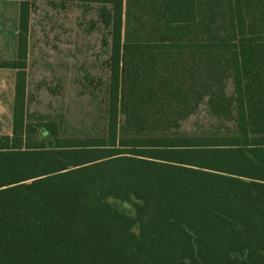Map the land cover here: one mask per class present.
I'll return each instance as SVG.
<instances>
[{
	"label": "trees",
	"instance_id": "1",
	"mask_svg": "<svg viewBox=\"0 0 264 264\" xmlns=\"http://www.w3.org/2000/svg\"><path fill=\"white\" fill-rule=\"evenodd\" d=\"M18 1L0 264H264V0H232L236 38L208 41H124V0H84L110 28L103 136L28 118L35 0ZM165 11L191 20L194 3ZM204 99L232 126L181 131Z\"/></svg>",
	"mask_w": 264,
	"mask_h": 264
},
{
	"label": "rangeland",
	"instance_id": "2",
	"mask_svg": "<svg viewBox=\"0 0 264 264\" xmlns=\"http://www.w3.org/2000/svg\"><path fill=\"white\" fill-rule=\"evenodd\" d=\"M0 62L16 57L18 0H0ZM194 3L191 20L172 21L166 0H124V41H208L236 38L232 0ZM103 6L84 0H35L30 17L27 104L35 123L54 120L62 134L103 136L109 82L110 28ZM15 70L0 67V135L12 131ZM232 92V81H226ZM214 117L206 99L182 121L188 134L215 132L229 124ZM226 129V128H225ZM38 139L46 140L42 127Z\"/></svg>",
	"mask_w": 264,
	"mask_h": 264
},
{
	"label": "crops",
	"instance_id": "3",
	"mask_svg": "<svg viewBox=\"0 0 264 264\" xmlns=\"http://www.w3.org/2000/svg\"><path fill=\"white\" fill-rule=\"evenodd\" d=\"M3 3H1V1H0V13H1V5H2ZM18 14H19V8H18Z\"/></svg>",
	"mask_w": 264,
	"mask_h": 264
}]
</instances>
